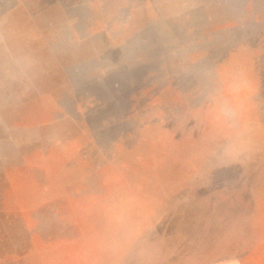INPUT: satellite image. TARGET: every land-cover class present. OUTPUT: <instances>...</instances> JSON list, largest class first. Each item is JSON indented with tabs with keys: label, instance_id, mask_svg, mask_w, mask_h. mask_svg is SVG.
<instances>
[{
	"label": "rangeland",
	"instance_id": "1",
	"mask_svg": "<svg viewBox=\"0 0 264 264\" xmlns=\"http://www.w3.org/2000/svg\"><path fill=\"white\" fill-rule=\"evenodd\" d=\"M0 264H264V0H0Z\"/></svg>",
	"mask_w": 264,
	"mask_h": 264
},
{
	"label": "clouds",
	"instance_id": "2",
	"mask_svg": "<svg viewBox=\"0 0 264 264\" xmlns=\"http://www.w3.org/2000/svg\"><path fill=\"white\" fill-rule=\"evenodd\" d=\"M29 69H30V64L26 60L21 59L16 62V70L19 73L24 74L27 71H29Z\"/></svg>",
	"mask_w": 264,
	"mask_h": 264
}]
</instances>
